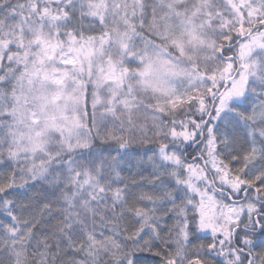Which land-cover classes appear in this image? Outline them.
Here are the masks:
<instances>
[{"label":"snow or ice","instance_id":"6c2138e0","mask_svg":"<svg viewBox=\"0 0 264 264\" xmlns=\"http://www.w3.org/2000/svg\"><path fill=\"white\" fill-rule=\"evenodd\" d=\"M0 264H264V0H0Z\"/></svg>","mask_w":264,"mask_h":264}]
</instances>
